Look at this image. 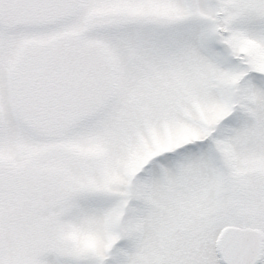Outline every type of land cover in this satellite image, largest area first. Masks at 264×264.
Here are the masks:
<instances>
[{"label": "snow or ice", "instance_id": "snow-or-ice-1", "mask_svg": "<svg viewBox=\"0 0 264 264\" xmlns=\"http://www.w3.org/2000/svg\"><path fill=\"white\" fill-rule=\"evenodd\" d=\"M0 264H264V0H0Z\"/></svg>", "mask_w": 264, "mask_h": 264}]
</instances>
